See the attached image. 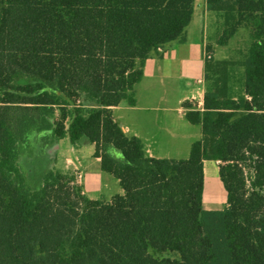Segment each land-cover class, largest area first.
Wrapping results in <instances>:
<instances>
[{
    "label": "trees",
    "instance_id": "trees-1",
    "mask_svg": "<svg viewBox=\"0 0 264 264\" xmlns=\"http://www.w3.org/2000/svg\"><path fill=\"white\" fill-rule=\"evenodd\" d=\"M204 1L209 88L184 113L201 137L181 160L149 158L112 108L185 43L196 0H0V264H264V0ZM240 31L239 61H209ZM64 139L91 145L123 195L92 201L69 171L26 170ZM205 162L218 211L202 203Z\"/></svg>",
    "mask_w": 264,
    "mask_h": 264
},
{
    "label": "crops",
    "instance_id": "crops-1",
    "mask_svg": "<svg viewBox=\"0 0 264 264\" xmlns=\"http://www.w3.org/2000/svg\"><path fill=\"white\" fill-rule=\"evenodd\" d=\"M196 15L195 9L193 16ZM160 55L145 62L141 79L134 88L135 105L130 107L122 102L112 108V114L127 137L141 141L149 158L185 160L192 143L201 137L199 128L190 125L184 113L202 109L206 83L205 36L201 35L198 42L173 44ZM191 81L204 85V89L187 95L185 91L191 87ZM184 103L189 109L183 108ZM96 162L99 164V160ZM83 180L84 176L82 185ZM202 203L208 212L218 211L226 203V192L218 178V163H204Z\"/></svg>",
    "mask_w": 264,
    "mask_h": 264
},
{
    "label": "rangeland",
    "instance_id": "rangeland-1",
    "mask_svg": "<svg viewBox=\"0 0 264 264\" xmlns=\"http://www.w3.org/2000/svg\"><path fill=\"white\" fill-rule=\"evenodd\" d=\"M195 9L197 15L193 16L191 24L185 30V33L187 34L186 41L185 43L179 45H186L191 41L198 42L201 35H204L205 38L207 36L208 38V36L212 34L211 19L205 10V1L196 0ZM196 21H198L197 24ZM249 43L250 40L248 37V32L240 31L228 42L226 47L221 48L213 46L212 53L208 56L210 59L209 61L213 62L223 60L229 62V60L232 59L239 61L242 54L245 53ZM239 75H241V72H238V79ZM190 85L191 87L185 91L187 95L190 96L191 94L195 95V93L197 94L199 91L204 89V85L200 86L199 84L195 83V81H191ZM208 88L209 83L206 81L205 92L208 90ZM234 95L238 98L240 93L235 92L233 96ZM34 143L36 145L38 142L35 141ZM39 145H41V150H43L45 146L40 143ZM40 153L41 154H38L36 152L34 154V157L32 158L35 161L30 166L26 167L27 171H34L32 173H35L37 172L38 168L40 171L42 170L41 173H44L45 170L50 166L62 172L69 171L75 178V185L77 187L83 186L86 197L92 201L109 202L114 196L123 195L118 182L110 175L100 171L99 164L96 162V159L93 158V147L91 145L82 141L79 146L74 149L71 147L68 139H64L58 142L57 145L47 148L44 153ZM43 159L48 161L46 163L45 169H42L45 162ZM51 159H55L56 162L53 164ZM207 167L210 168V166ZM251 173V170H245V178L247 181L250 180ZM78 174L84 176L83 185L82 179L80 183H77Z\"/></svg>",
    "mask_w": 264,
    "mask_h": 264
},
{
    "label": "built area",
    "instance_id": "built-area-1",
    "mask_svg": "<svg viewBox=\"0 0 264 264\" xmlns=\"http://www.w3.org/2000/svg\"><path fill=\"white\" fill-rule=\"evenodd\" d=\"M81 179H82V176L80 174H78V176H77V180L78 181L77 182L80 183L81 182Z\"/></svg>",
    "mask_w": 264,
    "mask_h": 264
}]
</instances>
